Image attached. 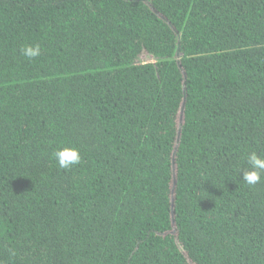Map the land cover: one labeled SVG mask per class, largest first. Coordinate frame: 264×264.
I'll return each mask as SVG.
<instances>
[{
	"label": "trees",
	"instance_id": "obj_1",
	"mask_svg": "<svg viewBox=\"0 0 264 264\" xmlns=\"http://www.w3.org/2000/svg\"><path fill=\"white\" fill-rule=\"evenodd\" d=\"M253 151L264 0H0V264H264Z\"/></svg>",
	"mask_w": 264,
	"mask_h": 264
},
{
	"label": "clouds",
	"instance_id": "obj_2",
	"mask_svg": "<svg viewBox=\"0 0 264 264\" xmlns=\"http://www.w3.org/2000/svg\"><path fill=\"white\" fill-rule=\"evenodd\" d=\"M21 54L28 59H33L41 54L39 45H26L21 48ZM53 158L62 169H71L81 163L80 150L75 146H64L53 153ZM249 168L243 170L242 180L249 187H254L264 180V156L255 151L247 156Z\"/></svg>",
	"mask_w": 264,
	"mask_h": 264
},
{
	"label": "water",
	"instance_id": "obj_3",
	"mask_svg": "<svg viewBox=\"0 0 264 264\" xmlns=\"http://www.w3.org/2000/svg\"><path fill=\"white\" fill-rule=\"evenodd\" d=\"M162 17V16H161ZM165 19V18H164ZM175 177V176H174ZM175 185H176V180H174V183H173V188H175ZM174 192V190H173Z\"/></svg>",
	"mask_w": 264,
	"mask_h": 264
}]
</instances>
